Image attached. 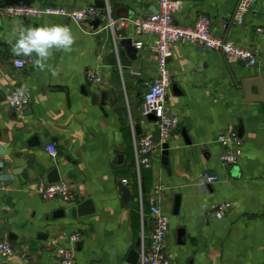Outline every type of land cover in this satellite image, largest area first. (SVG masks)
<instances>
[{
	"label": "crops",
	"instance_id": "1",
	"mask_svg": "<svg viewBox=\"0 0 264 264\" xmlns=\"http://www.w3.org/2000/svg\"><path fill=\"white\" fill-rule=\"evenodd\" d=\"M16 1L0 0V8ZM26 1L97 5L127 25L89 34L62 15L0 17V239L17 250L0 255V264H62L56 255L61 245L74 247V264H137L143 220L150 230L157 203L170 216L166 248L173 264H264V0H256L242 24L233 21L240 0H183L178 23L193 25L207 15L215 35L257 49L263 62L174 43L167 107L180 121L167 152L156 148L151 166L139 169L135 138H160L156 119L141 112L158 65L155 35L138 32L134 22L154 10L156 0ZM53 24L69 26L75 43L70 53L49 49L52 70L35 67V53L12 54L7 41L15 43L14 32ZM93 26L99 29L100 21ZM125 37L142 42L136 59L121 44ZM16 59L25 65L16 66ZM89 71L100 80H88ZM251 78L260 80L261 92L253 83L248 98L243 83ZM13 88L29 97L22 111L9 106ZM229 129L239 132L244 146L239 163L224 166L219 135ZM210 175L218 180L209 181ZM57 178L73 187L75 201L44 199L36 191L40 179ZM156 184L163 186L160 193ZM122 186L131 192L127 199ZM88 198L94 211L79 214ZM223 201L231 206L217 218L212 205ZM77 232L82 238L73 243Z\"/></svg>",
	"mask_w": 264,
	"mask_h": 264
},
{
	"label": "built area",
	"instance_id": "2",
	"mask_svg": "<svg viewBox=\"0 0 264 264\" xmlns=\"http://www.w3.org/2000/svg\"><path fill=\"white\" fill-rule=\"evenodd\" d=\"M256 0H240L235 10L233 21L237 24L244 22L245 14L251 10ZM183 7V0H156L157 11H151L146 16L134 22L135 28L140 33L155 35V45L157 52L158 75L149 83L143 94L141 112L143 116L154 114L157 118V128L159 140L155 141L151 137L135 138V163L137 168L150 167L152 163L151 155L156 148H162L168 142L180 118L178 114L172 112L167 107V93L171 82V74L168 67V59L172 54V45L176 42L192 43L199 48L221 51L225 55L245 61L255 65L263 62L259 51L252 47H244L229 38L215 35L211 29V21L207 15L197 17L193 25H182L175 20V13ZM11 10V11H10ZM31 10V11H29ZM44 14L62 15L74 20L83 32L94 34L106 28L113 32L118 26H126L127 21L119 20L111 14L109 8L103 9L97 5H90L80 8H67L52 5H37L26 0L10 2L0 8V17L21 16L37 17ZM99 19L100 28L94 27L93 22ZM137 47L142 46V42H136ZM22 62L18 66L16 61ZM16 66L23 67L24 60L16 59ZM88 80L95 82L100 80V76L93 71L88 72ZM20 89L13 88L8 96L9 106L15 111L24 110L29 104V97L22 91V95H17ZM219 141L225 147L220 159L224 166L239 163L243 153L244 140L236 129L223 131L219 135ZM47 150L51 155L57 153L54 143L47 144ZM3 169L0 166V175ZM209 181L218 180L217 175H210ZM127 180L125 179L124 182ZM163 186L154 185V191L160 193ZM36 191L44 199L59 198L65 202H73L76 199V191L67 182H50L40 179L37 183ZM231 203L223 201L212 205V212L217 218H223L230 208ZM152 225L150 230H145L143 220L142 233L140 238V251L137 264H173L168 254L166 244L170 230V216L160 204H153L150 211ZM82 238V233L77 232L70 236L71 242H77ZM17 252L15 247L8 241L0 239V255L7 257ZM23 256L26 254L23 253ZM56 255L62 264H74L75 249L71 246L61 245L56 248Z\"/></svg>",
	"mask_w": 264,
	"mask_h": 264
},
{
	"label": "clouds",
	"instance_id": "3",
	"mask_svg": "<svg viewBox=\"0 0 264 264\" xmlns=\"http://www.w3.org/2000/svg\"><path fill=\"white\" fill-rule=\"evenodd\" d=\"M13 35L17 37L15 43L11 39L7 41L11 47L12 54L20 57L31 56L35 53L37 59H35L34 65L41 71H44L46 68L52 70L46 64V61L49 59V49L70 53L73 51L72 46L75 43V37L72 34L71 28L60 24L21 28L18 35L15 32ZM16 63L18 66L22 65V62L19 60ZM53 74H55L54 71ZM22 94V90L17 91V95Z\"/></svg>",
	"mask_w": 264,
	"mask_h": 264
},
{
	"label": "water",
	"instance_id": "4",
	"mask_svg": "<svg viewBox=\"0 0 264 264\" xmlns=\"http://www.w3.org/2000/svg\"><path fill=\"white\" fill-rule=\"evenodd\" d=\"M153 11L156 12V11H157V8H154ZM99 21H100L99 19H96L94 22H95V23H98ZM121 44L126 48L128 54H129V56H130L132 59H136L138 48H137V46L134 44V40H133V38H132V37H125V38H123V39L121 40ZM253 83H256V84L258 85L259 90H260V92H261L260 80H259L258 78L247 79V80L244 81L243 86H244V89H245V91H246V94H247V97H248V98L251 97V94H250L249 90H250V85L253 84ZM103 95H105V94L103 93ZM97 97H98L97 94L94 93V94H93V98L96 100ZM149 116H150V117H153L154 119L157 120V118H156V116H155L154 114H150ZM240 133H241V132H240ZM168 146H169V145H168L167 142L163 145V147L165 148V151H166V152H167V148H168ZM50 181H51V182H57V181H60V179L57 178V179H53V180H50ZM121 189H122V191H123V197H124L125 199L129 198L130 195H131V192H130V190L127 188V186H122ZM85 204L89 207V208H87L86 211L82 210V207H83ZM179 205H180V199H179V196H177V198H176V202H175V213H176V214H177L178 211H179ZM78 207H79V214H82V213H84V212L88 213V212H92V211H94V204H93V201H92L90 198H88L87 200H84L83 202H80L79 205H78ZM138 257H139V254H138Z\"/></svg>",
	"mask_w": 264,
	"mask_h": 264
}]
</instances>
